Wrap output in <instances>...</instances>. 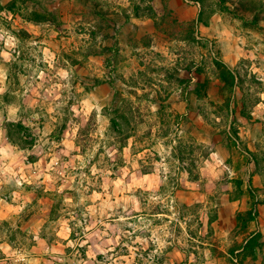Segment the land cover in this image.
Returning <instances> with one entry per match:
<instances>
[{
  "label": "rangeland",
  "instance_id": "1",
  "mask_svg": "<svg viewBox=\"0 0 264 264\" xmlns=\"http://www.w3.org/2000/svg\"><path fill=\"white\" fill-rule=\"evenodd\" d=\"M261 15L260 0H0V150L19 174L0 161V261L257 264ZM189 215L181 250L163 232Z\"/></svg>",
  "mask_w": 264,
  "mask_h": 264
},
{
  "label": "clouds",
  "instance_id": "2",
  "mask_svg": "<svg viewBox=\"0 0 264 264\" xmlns=\"http://www.w3.org/2000/svg\"><path fill=\"white\" fill-rule=\"evenodd\" d=\"M260 3H261V4H264V0H260ZM197 6H198V5H197ZM250 15H255V14H250ZM261 17H264V15H261ZM261 23L264 24V19L261 20ZM239 34H240V33H237V35H239ZM239 42H240V43H243L244 41L241 40V41H239ZM262 47H264V45H262ZM4 55H5V58H7V53H4ZM73 111H75V109H73ZM0 118H2V116H0ZM98 147H99V144H96V145H95V148H98ZM10 151H15V149H13L11 145H8V150H0V161H3L4 164H5V167H4V169H3V171H4V173H5V176L7 177L9 174H11L12 178L14 179L15 176H17V175H19V174L16 173V172H13V171H12V164L9 163V160L11 159V157H10V155H9V152H10ZM93 155H94V149H92V150L89 151V153H88V158L91 159V157H92ZM106 155L114 156L115 153H114V152H108V151L106 150ZM102 159H103V158H102ZM13 163H14V161H13ZM84 166H85V165H84L83 163H81L80 167L82 168V167H84ZM226 169H227V165H224V167H222L220 171L223 172V171H225ZM164 171L167 172V168H165ZM92 173H93V175L96 174V168H95V167L92 168ZM23 182H24L23 177H21L20 179H16V180H15V185H16V186H19V185H21ZM4 183H5V184L9 183V180L6 178V179L4 180ZM16 195H17L16 192H13V193H12L13 198H15ZM90 199H91V198H90ZM96 199H99V197H96ZM158 199H159L158 197L153 196L152 198L149 199L148 202H149V204H151V203H153L155 200H158ZM133 200H135V198H133ZM83 202H84L83 199H81V203H83ZM66 203H67V204H71V201H66ZM161 203H163V201H161ZM165 206H166V207H169V208L171 209V205H170V204H166ZM125 211H127V209H125ZM87 212H88V213H92V212H94V209H93V208H88V209H87ZM175 216H176V212L173 211V213H172V217L169 218V223H171L172 220L175 219ZM189 221H193V223L191 224V229H195L196 226H197V225H196V222H194V221H195V217L192 216V215H189V216L186 218V220L184 221V223H179V222H177V224L173 226L172 231H167V230H165V231L163 232V237H164V238H168L169 236H171V237H172V242L178 244V245L180 246L181 250H184V247L186 246V242H187V240L190 239V238L187 237V232L185 231V232H183V233L179 236V238L177 239V238H176V235H175V228H176V227H179V228H181V229L188 228V227H189ZM141 223L143 224V228H142V229H139V230H141V231H146V230L149 229V223H145L143 219H141ZM132 227L134 228V230H136V229H135V225H133ZM164 227H165V229L168 228L167 225H165ZM64 230L67 231V227H66V226H65V229H64ZM237 238H238V234H235V233H234L233 236H232V240H233V242H234ZM152 239L154 240V242H156V243H158V244L160 243L159 239L156 238V233H155V232H153ZM145 243H146V242H145ZM160 246H161V247H164L163 244H161ZM5 248H6V245H5ZM242 250H243V249H241V251H242ZM158 251H159V249H158ZM258 251H259V250H258ZM204 255L206 256L207 253H205ZM13 256H15V253H13ZM19 259H23V257H19ZM189 259L192 260V261L194 262V264H204V262H203L202 260H201V261H197L196 258H193V257H189ZM249 260H252V256H249ZM0 264H6V262H5V261H0ZM13 264H15V261H13ZM257 264H264V256L261 257V259L257 262Z\"/></svg>",
  "mask_w": 264,
  "mask_h": 264
},
{
  "label": "trees",
  "instance_id": "3",
  "mask_svg": "<svg viewBox=\"0 0 264 264\" xmlns=\"http://www.w3.org/2000/svg\"><path fill=\"white\" fill-rule=\"evenodd\" d=\"M15 127V128H22V125L19 123V124H14V123H7L6 124V131H7V134H8V139L10 140L11 143H15L13 138H12V128Z\"/></svg>",
  "mask_w": 264,
  "mask_h": 264
},
{
  "label": "crops",
  "instance_id": "4",
  "mask_svg": "<svg viewBox=\"0 0 264 264\" xmlns=\"http://www.w3.org/2000/svg\"><path fill=\"white\" fill-rule=\"evenodd\" d=\"M29 262H30L29 260H26V261L24 262V264H30ZM31 262H32V261H31Z\"/></svg>",
  "mask_w": 264,
  "mask_h": 264
}]
</instances>
